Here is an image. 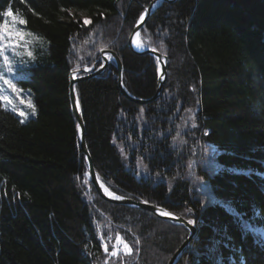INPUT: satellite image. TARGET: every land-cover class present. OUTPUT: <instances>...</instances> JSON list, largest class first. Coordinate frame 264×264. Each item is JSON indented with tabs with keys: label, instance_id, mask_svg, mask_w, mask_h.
<instances>
[{
	"label": "trees",
	"instance_id": "obj_1",
	"mask_svg": "<svg viewBox=\"0 0 264 264\" xmlns=\"http://www.w3.org/2000/svg\"><path fill=\"white\" fill-rule=\"evenodd\" d=\"M150 1L0 0V19L12 9L49 41L22 80L37 115L21 123L0 101V264H167L188 236L98 193L70 96L72 71L102 48L118 52L133 94L155 93L156 57L128 44ZM140 37L169 57L158 99L124 95L113 61L76 84L99 177L197 225L176 264H264V0L164 2ZM117 236L131 255H109Z\"/></svg>",
	"mask_w": 264,
	"mask_h": 264
},
{
	"label": "water",
	"instance_id": "obj_2",
	"mask_svg": "<svg viewBox=\"0 0 264 264\" xmlns=\"http://www.w3.org/2000/svg\"><path fill=\"white\" fill-rule=\"evenodd\" d=\"M175 0H151L146 6L141 15L144 16L143 21H140V17L134 25L132 29L128 44L129 47L140 54H151L152 56L156 57L158 61V83L155 93L150 97H139L133 94L125 85L123 80V69L124 63L115 49L111 48H102L99 53V57L95 60V62L91 66H85L78 68L72 71L71 74V81H70V96L72 106L75 112V116L78 122V131H79V139H80V146L87 158L88 162V169L89 175L91 178L92 183L94 184L95 188L97 189L98 193L106 200L114 202V203H121L127 204L134 207L144 208L149 211H152L156 215L167 218L175 221L178 224H182L189 229L188 236L183 240L180 246L176 249L173 255L168 260L167 264H176L185 250L187 249L189 243L196 235L198 228L197 225L191 222L189 219L173 211L172 209L165 207L161 204H157L154 202L146 201V200H138L136 198L121 195L116 192H113L109 189L99 177V174L96 170L95 163L93 156L90 152L88 147L87 139H86V123L84 119V114L81 108V104L77 95L76 84L82 80L89 79L92 77H96L98 75H102L108 69L109 64L113 61L118 69V85L121 92L126 95L129 99L138 102V103H146L151 102L158 99L163 92L164 84L168 79V61L169 57L168 54L161 52L159 49L154 47L148 46L143 43L141 37H139L143 46H137V37L136 33L141 32L143 25L148 21L152 13L164 2H173ZM155 49V51H153ZM111 56L112 58L109 60L108 57ZM101 63H103L104 67L101 68ZM86 69H90V71H86ZM161 75L163 79H161Z\"/></svg>",
	"mask_w": 264,
	"mask_h": 264
},
{
	"label": "rangeland",
	"instance_id": "obj_3",
	"mask_svg": "<svg viewBox=\"0 0 264 264\" xmlns=\"http://www.w3.org/2000/svg\"><path fill=\"white\" fill-rule=\"evenodd\" d=\"M9 10H11L12 16L9 17L4 15L3 18L0 19V26H3L5 21L7 22V30H3L2 27H0V72H3L5 79L12 80V83H14L17 89H20L21 91L19 92L18 97L11 88L3 84V81H0V90H2L4 95L9 96L18 108L29 114L28 119L25 120L27 121L37 115L38 108L31 89L23 85L22 80L30 77L33 67L45 62V59L49 54V41L41 33L28 28L26 23H19L21 20L25 21L21 14L12 9H8L7 11ZM80 14L84 15L85 13L81 12ZM85 19L89 20L90 18L85 16ZM17 33H20L22 38H17ZM28 53H31L32 55L29 56ZM5 57H7L8 63L14 70L11 74L7 72ZM13 76L15 77L14 79ZM21 98L26 101L29 99L32 101L36 107L35 116L31 115L30 108H27L20 103ZM2 103L5 108L11 110V105L6 104L5 102ZM19 118L21 120V117ZM258 230L264 236V228H259ZM213 241L214 246L211 248L210 255L217 261L213 249L218 246L219 242L216 238H214Z\"/></svg>",
	"mask_w": 264,
	"mask_h": 264
},
{
	"label": "snow or ice",
	"instance_id": "obj_4",
	"mask_svg": "<svg viewBox=\"0 0 264 264\" xmlns=\"http://www.w3.org/2000/svg\"><path fill=\"white\" fill-rule=\"evenodd\" d=\"M5 16H12V12L11 10L7 11L6 13H4ZM144 19V16L141 15L140 17V21L142 22ZM19 23H25V21L21 20L19 21ZM85 23H91V21L89 20H85ZM2 27L3 30H7V22L5 21ZM17 38H22V35L20 33H17ZM136 37H137V46H143L139 37H140V33L137 32L136 33ZM153 51H155V49H153ZM29 56H31V53H28ZM112 57L109 56L108 59L110 60ZM5 64L7 65V72L9 74L13 73V68L12 66L8 63L7 57H5ZM104 65L103 63H101V68H103ZM86 71H90V69H86ZM15 77L13 76V79ZM161 79H163V76L161 75ZM0 81H3L4 85H7L9 88L12 89L13 92H15L17 94V96L19 97V92L21 91L20 89H17L16 85L14 83H12V80L9 79H5L3 72H0ZM0 101L5 102L8 105H11V110L13 112H15L19 117H21L20 122L24 123L26 119H28L29 114L26 111L21 110L20 108H18L15 103H13L12 99L7 96L4 95L2 90H0ZM20 103L25 105L27 108L31 109V115L35 116L36 115V107L35 105L32 103V101L29 100H24V99H20ZM143 111V110H142ZM193 127H195V125L193 124ZM89 199H91V197H89ZM109 239H111V237H109ZM104 250L107 252L108 248H107V244L104 245ZM132 248L129 246V244L127 242H125L121 237L117 236L116 242L113 244V251L111 253H109V255L111 257H116L118 254H122L125 256H129L132 254Z\"/></svg>",
	"mask_w": 264,
	"mask_h": 264
},
{
	"label": "built area",
	"instance_id": "obj_5",
	"mask_svg": "<svg viewBox=\"0 0 264 264\" xmlns=\"http://www.w3.org/2000/svg\"><path fill=\"white\" fill-rule=\"evenodd\" d=\"M113 251V248H112V250H111V252Z\"/></svg>",
	"mask_w": 264,
	"mask_h": 264
},
{
	"label": "bare ground",
	"instance_id": "obj_6",
	"mask_svg": "<svg viewBox=\"0 0 264 264\" xmlns=\"http://www.w3.org/2000/svg\"><path fill=\"white\" fill-rule=\"evenodd\" d=\"M215 250V249H214Z\"/></svg>",
	"mask_w": 264,
	"mask_h": 264
}]
</instances>
